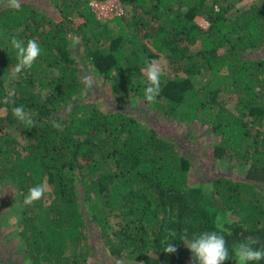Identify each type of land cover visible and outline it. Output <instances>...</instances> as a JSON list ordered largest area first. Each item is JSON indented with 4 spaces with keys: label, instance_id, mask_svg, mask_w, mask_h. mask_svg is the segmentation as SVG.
Instances as JSON below:
<instances>
[{
    "label": "trees",
    "instance_id": "trees-1",
    "mask_svg": "<svg viewBox=\"0 0 264 264\" xmlns=\"http://www.w3.org/2000/svg\"><path fill=\"white\" fill-rule=\"evenodd\" d=\"M38 1L0 7V190L28 264H87L95 241L135 264H193L187 240L211 231L230 252L250 235L264 247V193L256 185L264 181V1L120 0L122 12L105 21L90 0ZM13 37L41 48L15 77ZM162 56L172 74L163 72L160 94L145 103V62ZM200 72L208 76L195 84ZM89 84L97 88L91 96ZM11 92L15 104L5 103ZM222 94L233 96L235 110ZM110 96L206 127L213 156L245 166L243 177L192 183L193 164L176 142L108 108ZM19 105L35 126L14 118ZM37 184L44 196L23 205ZM165 238L175 253L164 252Z\"/></svg>",
    "mask_w": 264,
    "mask_h": 264
},
{
    "label": "rangeland",
    "instance_id": "rangeland-1",
    "mask_svg": "<svg viewBox=\"0 0 264 264\" xmlns=\"http://www.w3.org/2000/svg\"><path fill=\"white\" fill-rule=\"evenodd\" d=\"M34 1L39 2L38 0ZM258 1L260 2L264 0ZM104 12V7H100V9L97 10L98 14ZM195 19L202 26H208L207 20L202 16L198 15ZM109 24L110 26H116L113 21L109 22ZM78 40L80 39H75L76 43H78L77 47L81 48L82 43ZM260 52L264 53V48ZM156 61L162 67L163 72L166 75L172 74L173 65L165 57L162 56ZM206 76H208V74H205V72L196 73L195 77H193V82L195 84L202 82L206 79ZM89 87L92 89L89 93L91 96L97 88L94 84H89ZM219 97L227 98L228 101L225 103V106L228 109L235 110L233 96L228 97L227 94H222ZM100 99L101 97L97 98V100ZM139 102L140 101L134 98H127L125 102H118L110 96L108 100L104 97L103 104H107L108 108L115 107L118 109H124L128 113L135 115L136 118L144 121L146 124L155 127L162 135L174 140L177 147L189 157L193 164L191 172L192 183H196L198 180H204L206 181L204 184L208 186L210 178L215 175H226L234 179L243 177L246 169L245 166L239 165L235 161L220 160L213 156L212 148L214 138L209 131H205L206 127H201L197 124H186L167 116L160 114L157 115L148 107H145L143 103ZM189 132H191V134ZM256 185L261 193H264V181L256 182ZM7 194L6 190H0V261L2 264H28L22 255L19 239L14 234V229L16 227V222L14 221L15 218L13 215L12 217H8L10 212H5L6 205L2 203ZM228 219L229 218L226 216L219 217L218 223L221 225V222L227 221ZM94 250L95 253L89 258L87 264H135L130 260L115 259V257L111 255L99 241H95ZM232 264L235 263L233 262Z\"/></svg>",
    "mask_w": 264,
    "mask_h": 264
},
{
    "label": "clouds",
    "instance_id": "clouds-1",
    "mask_svg": "<svg viewBox=\"0 0 264 264\" xmlns=\"http://www.w3.org/2000/svg\"><path fill=\"white\" fill-rule=\"evenodd\" d=\"M0 6H5L19 10L21 0H0ZM11 46L16 51V64L13 67V76H18L22 71L30 69L33 63L41 54V48L35 39H28L26 42L13 37L10 41ZM146 77V86L143 89V102L153 103L161 91V76L163 69L155 60H147L143 68ZM60 75L59 71L56 73ZM87 79V78H86ZM90 83V82H89ZM15 93L11 92L5 97V103L15 101L11 99ZM46 98V97H45ZM44 99V98H42ZM12 114L15 119L23 123L26 128L35 126L36 120L30 111H26L23 105L14 106ZM54 128L61 126L53 122ZM46 187L43 184H37L28 189L24 196L23 205H31L40 200L45 193ZM169 239L165 238L163 250L165 253H175L176 247L168 243ZM185 244V243H184ZM260 244V237L246 236L238 242L231 250L222 235L216 231L203 232L187 240L185 246L191 253L193 264H224L231 257L235 258V264H251L264 260V247H256Z\"/></svg>",
    "mask_w": 264,
    "mask_h": 264
},
{
    "label": "built area",
    "instance_id": "built-area-1",
    "mask_svg": "<svg viewBox=\"0 0 264 264\" xmlns=\"http://www.w3.org/2000/svg\"><path fill=\"white\" fill-rule=\"evenodd\" d=\"M90 5L96 13L97 17L102 21H105L106 19H109L112 16H115L122 12V4L120 0H90ZM100 7L105 8V12L102 14L97 13V10H99Z\"/></svg>",
    "mask_w": 264,
    "mask_h": 264
}]
</instances>
